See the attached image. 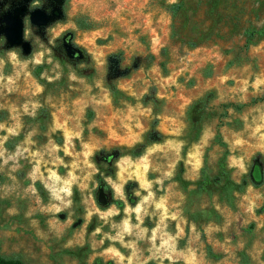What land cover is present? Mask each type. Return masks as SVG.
I'll return each mask as SVG.
<instances>
[{"label": "rangeland", "instance_id": "rangeland-1", "mask_svg": "<svg viewBox=\"0 0 264 264\" xmlns=\"http://www.w3.org/2000/svg\"><path fill=\"white\" fill-rule=\"evenodd\" d=\"M58 1L26 4L59 10L38 28L23 18L27 53L0 34V255L264 264V97L249 102L264 94V35L244 45L264 0ZM151 128L138 155L94 162ZM256 155L262 183L239 186Z\"/></svg>", "mask_w": 264, "mask_h": 264}, {"label": "trees", "instance_id": "trees-1", "mask_svg": "<svg viewBox=\"0 0 264 264\" xmlns=\"http://www.w3.org/2000/svg\"><path fill=\"white\" fill-rule=\"evenodd\" d=\"M11 3L14 2L13 0H4V3ZM4 6V5H3ZM179 6V3H170L168 4V9L170 12H173L177 9V7ZM74 24L77 28H81V29H86L89 28L91 25V22L89 20H87V18H85L84 15H77L74 17ZM244 45L246 46L252 39V37L254 35L256 36H262L264 35V19L262 20L261 24L259 25V27H257L256 29H249V30H245L244 31ZM208 72L206 71V74ZM264 97V94L259 96V97H253L250 98L249 102L253 103L261 98ZM224 107L227 105H233L236 108H239L240 106L244 105L243 103L241 104H227L224 103L222 104ZM199 108H201V106L195 101L192 103V111L189 114L190 120L192 123H195L197 120V113ZM159 137V133L154 129L151 128L149 130H147L144 135H143V140L141 143H137L135 144L133 147L129 148L128 151L126 152H120L119 148H110L109 150H98L94 153V162L96 163V165L100 166L105 164V169H107L108 167V163H107V159L109 157L116 158L120 155L123 154H128V155H132V156H136L139 154V149H141L142 147H144L147 143L152 142L157 140ZM219 167L220 169H222V165L221 163H219ZM263 180V163L260 159V157L258 155L253 156L250 159V162L247 166V170L246 173L244 174V176L241 178L240 180V184L241 185H251L253 187H256L258 185H260L262 183ZM207 182L205 179H201L200 185L203 186L205 185ZM0 264H23L21 261H19L18 259L15 258H7L4 257L2 255H0Z\"/></svg>", "mask_w": 264, "mask_h": 264}, {"label": "water", "instance_id": "water-1", "mask_svg": "<svg viewBox=\"0 0 264 264\" xmlns=\"http://www.w3.org/2000/svg\"><path fill=\"white\" fill-rule=\"evenodd\" d=\"M29 1L18 0L13 6L0 13V34L3 35L7 46L19 45L22 53H27L29 50V44L22 36L23 18L26 17L29 24L38 28L46 25L50 19L59 14V10L54 7L50 9L49 13H46L40 7L27 9L26 4ZM95 201L101 206L107 204L106 196L100 185L96 189Z\"/></svg>", "mask_w": 264, "mask_h": 264}]
</instances>
